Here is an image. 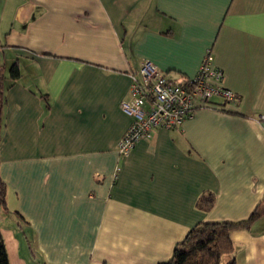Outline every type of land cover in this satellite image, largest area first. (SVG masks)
<instances>
[{"label":"crops","instance_id":"1","mask_svg":"<svg viewBox=\"0 0 264 264\" xmlns=\"http://www.w3.org/2000/svg\"><path fill=\"white\" fill-rule=\"evenodd\" d=\"M207 51L237 104L120 156L131 74L150 61L191 78ZM13 63L0 139L10 264H158L196 224L264 205V0H0V66ZM230 238L224 263L264 264V208Z\"/></svg>","mask_w":264,"mask_h":264},{"label":"built area","instance_id":"2","mask_svg":"<svg viewBox=\"0 0 264 264\" xmlns=\"http://www.w3.org/2000/svg\"><path fill=\"white\" fill-rule=\"evenodd\" d=\"M129 99L121 102L131 122L117 143L120 156H127L141 139L157 129H178L195 111L216 98L236 105L237 94L223 86L224 74L213 65L207 51L193 77L168 76L150 61H143L138 73L131 74Z\"/></svg>","mask_w":264,"mask_h":264},{"label":"trees","instance_id":"3","mask_svg":"<svg viewBox=\"0 0 264 264\" xmlns=\"http://www.w3.org/2000/svg\"><path fill=\"white\" fill-rule=\"evenodd\" d=\"M20 78L17 63H13L6 71L0 66V139L4 127L3 108L5 104V91ZM226 109L230 105L221 101L215 104L212 101L207 107L214 106ZM215 196L211 192L203 193L197 200V207L202 211H209L214 205ZM0 206L6 208V186L0 177ZM264 205L255 209L250 216L242 221H214L202 222L192 227L183 240L177 243L171 257L158 264H222L223 256L233 251L230 232L238 228H248L256 220ZM0 264H10L7 250L0 234ZM224 264H236L234 259Z\"/></svg>","mask_w":264,"mask_h":264},{"label":"rangeland","instance_id":"4","mask_svg":"<svg viewBox=\"0 0 264 264\" xmlns=\"http://www.w3.org/2000/svg\"><path fill=\"white\" fill-rule=\"evenodd\" d=\"M9 67H7V70H8ZM1 211V210H0ZM224 257V256H223ZM223 259V258H222ZM222 264H224V262L222 261Z\"/></svg>","mask_w":264,"mask_h":264}]
</instances>
